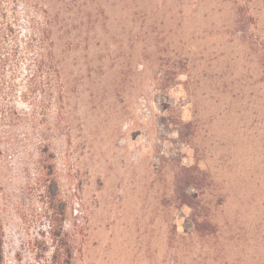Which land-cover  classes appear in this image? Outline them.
Here are the masks:
<instances>
[{"label":"rangeland","instance_id":"1","mask_svg":"<svg viewBox=\"0 0 264 264\" xmlns=\"http://www.w3.org/2000/svg\"><path fill=\"white\" fill-rule=\"evenodd\" d=\"M15 5L0 264H264V0Z\"/></svg>","mask_w":264,"mask_h":264},{"label":"trees","instance_id":"2","mask_svg":"<svg viewBox=\"0 0 264 264\" xmlns=\"http://www.w3.org/2000/svg\"><path fill=\"white\" fill-rule=\"evenodd\" d=\"M20 1L21 0H0V61H4L11 57H17L19 54L23 53L24 43L28 47L26 50L31 52L29 51L31 46L34 45V42H36L39 37V35H37L38 32L35 31V27L32 25V21H28V29L30 31L26 38L21 40L20 34L22 33V29L19 28V22L15 19V15L10 16L11 5L13 3L19 5ZM13 10H15V8ZM50 33L51 30L48 27L40 33V44H44L47 41L46 39L50 38Z\"/></svg>","mask_w":264,"mask_h":264}]
</instances>
